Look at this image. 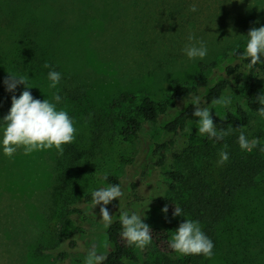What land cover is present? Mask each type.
<instances>
[{"label": "rangeland", "instance_id": "374dc122", "mask_svg": "<svg viewBox=\"0 0 264 264\" xmlns=\"http://www.w3.org/2000/svg\"><path fill=\"white\" fill-rule=\"evenodd\" d=\"M194 3L197 11L191 12ZM28 4L30 15L41 14L47 23L59 21L58 33L47 32L52 35L53 46L58 40L55 51L66 73L59 87L63 94L58 103L53 99L56 92L51 89L38 98L48 99L57 110L66 111L76 132L72 143L62 145V156L55 148L25 155L21 146L9 158L3 153L0 126V264H57L63 250L67 251L64 264H85L93 244L98 254L106 255L111 250L101 222V205L81 204L86 194L107 187L101 179L103 175H114L123 184L124 195L105 206L116 219L123 212L122 200L131 183L136 182L145 198L152 191L158 193L160 174L168 166L183 171L192 169L185 162L174 164L167 153L165 167L153 170L151 143L164 138L161 127L167 119L145 124L140 139L129 144L100 123L102 117L119 111L109 107L111 101L120 94H132L159 102L169 94L173 81L190 85L200 72L215 79L230 61L231 52L247 43L249 30L264 26V0H29ZM7 18L6 13H0V26L5 25ZM16 22L23 25L28 21L15 19ZM9 31L0 35L3 51L9 48L13 36V31ZM34 31L37 36L47 33L39 27ZM189 34L194 35L193 42H205L208 52L204 59H189L182 51L189 43ZM7 77L4 75L0 81L4 96L0 99V120L11 108L12 95L4 84ZM258 88L264 94V72L258 76ZM75 90L76 94H67ZM225 96L231 98V104L208 105L210 115L224 117L235 101L242 102L241 95ZM188 133L198 134V122L189 124L182 136ZM239 134L234 131L230 139L239 144ZM244 134L249 141L259 139V146L264 145V117L250 114ZM223 148L196 151L190 160L195 169L204 170L213 178L224 165L218 164ZM123 156L134 158L136 167H124L120 163ZM60 162L65 166L61 167ZM66 169H70L69 175L63 172ZM142 169L145 178L140 176ZM262 181L264 178L235 206L234 216L242 229L264 231ZM184 195L172 197L180 200ZM68 205L79 206L84 213L83 218L78 217L84 232L76 237L72 249L59 240L61 216ZM130 208H135L144 223L166 229L170 238L184 220H189L165 215L150 203L140 208L132 203ZM134 251L138 263L126 264L153 261L151 243L143 249L134 246Z\"/></svg>", "mask_w": 264, "mask_h": 264}, {"label": "trees", "instance_id": "16d2710c", "mask_svg": "<svg viewBox=\"0 0 264 264\" xmlns=\"http://www.w3.org/2000/svg\"><path fill=\"white\" fill-rule=\"evenodd\" d=\"M100 1L103 3L105 0ZM28 2L29 0H0V13L8 15V21L0 26V35L7 29H10L8 33L13 31L7 50L3 51V42H0V81H3L4 75L23 76L31 87L28 91L34 99H39L40 95L44 96L47 89L55 91L62 97L63 88L59 87L63 85L62 78L66 73L61 68V57L55 51L58 40L54 41L56 46H53L51 39V33H58L60 23L58 20L47 23L48 19H41L43 17L41 14L36 15L37 17L33 13H31L33 16L30 15ZM15 19L28 22L18 25L19 22L15 23ZM38 27L41 31L51 33L37 36L38 32L34 29L37 30ZM246 44L231 52L230 61L222 66L215 79H210L204 72H200L190 85L173 81L169 94L159 102H154L146 96L136 98L132 94H120L109 105L111 109L117 108L119 111L112 112L100 120L102 126L113 131L122 141L132 144L140 139L145 124H155L161 118H166L165 124L161 127L164 138L151 143V157L154 159L151 168L158 170L165 167L167 153L171 154L174 164L185 162L186 166L192 167L189 171H183L174 165L168 166L160 174L162 180L157 187L158 193L152 191L145 198L140 194L136 182L131 183L122 200L123 212L137 214L134 210L136 207L130 208L132 203L137 204L138 208L144 203H150L161 211L167 205L168 212L163 213L173 216L174 208L178 206L182 209V217L199 221L202 231L214 244L213 256L208 258L203 254L177 253L169 246L171 238L168 231L149 225L152 229L151 245L154 258L153 261H146L143 264H264V231L254 227L242 229L234 216L238 200L244 194L248 195L257 189L259 182L264 178V152L260 151V147L264 145H258L252 151L246 152L237 142L230 139V135L238 131V127L243 126L244 129L248 127L250 114L258 113L257 110L262 106L257 97L262 95L258 88V76L264 72V55L261 56V63L249 68L247 66L249 60L241 59ZM45 63L51 67L45 68L43 66ZM52 70L61 73V80L55 88L49 87L51 81L48 79V73ZM24 90V85H18L15 92L10 94L19 98V94ZM72 93L76 94L77 90L67 94ZM2 94L3 91L0 93L1 100L4 97ZM226 94L236 97L241 95L242 102L235 101L232 110L227 111L224 117L211 115V118L218 131L220 129L227 131L231 125L232 131L229 135L219 141L215 138L210 139L206 134L188 133L182 136L187 126L198 122L199 119L193 115L194 96L201 98L200 107L203 108L212 104L214 98ZM178 137H181L180 142L177 141ZM224 145H227L229 159L215 177L211 178L204 170L195 169L190 158L196 151L204 152L208 148ZM120 163L124 167H136L134 158L130 156L121 157ZM63 165L65 166L60 162V166ZM63 172L69 175L70 169ZM140 176L145 178L144 169L140 170ZM101 179L107 187L118 184L122 189V182L114 175L106 174ZM179 193H185L184 198L178 200L176 196ZM91 194L88 193L82 198V206L92 204ZM173 195L176 196L172 197ZM83 216V210L75 205H68L62 213L59 240L66 242L69 249L75 247L76 237L84 232L78 222V217ZM122 231L119 217L112 219L111 226L105 231L111 250L106 254L107 259L103 264L138 263L134 246L129 245L122 237ZM66 257L67 251L60 252L58 254L60 262L57 264H64L62 260Z\"/></svg>", "mask_w": 264, "mask_h": 264}, {"label": "clouds", "instance_id": "9594fccd", "mask_svg": "<svg viewBox=\"0 0 264 264\" xmlns=\"http://www.w3.org/2000/svg\"><path fill=\"white\" fill-rule=\"evenodd\" d=\"M191 12L197 11V5L194 3L189 9ZM248 41L245 51L241 54V59H248V67L252 68L258 63H261V56L264 55V26L260 28H252L248 32ZM189 43L185 45L182 51L189 59H204L208 49L204 41H195L193 34L187 37ZM45 68H50L48 63L43 65ZM48 79L51 81L49 87L55 88L61 80V73L52 70L48 73ZM4 84L8 92L14 93L18 85H24L25 90L20 94L19 98L13 95L11 98V108L7 115L0 120V126L3 127L2 146L5 156L11 158L19 147L23 146L25 155L31 154L33 151L49 150L55 148L59 155H63L64 148L62 145L70 144L74 141V133L76 129L73 126V120L64 110H57L56 104L49 102L48 99L43 101L34 99L30 91L31 87L27 84V79L23 76L9 74L4 80ZM53 99L58 103L61 97L55 94ZM260 105L258 114L264 117V94L257 97ZM201 98L194 96L192 104L194 106L193 115L198 117V134L207 135L210 139L222 140L232 131V126L229 129L217 130L210 115L209 107H200ZM212 105H222L227 107L231 104L229 96H220L211 101ZM239 131L238 143L242 150L252 151L256 148L260 141L253 139L249 141L244 134L243 126L238 127ZM227 145L219 152L220 159L218 164H224L228 161L229 155L226 151ZM260 151L264 152V147H260ZM107 179V176H105ZM92 205L96 207L101 205L99 209L101 222L105 228L111 226L112 215L106 205L113 200L124 195L120 185H109L99 190L92 192ZM162 212H168V206L162 208ZM182 216V209L175 206L173 217ZM120 222L123 231L122 237L129 245H134L139 249H143L152 241V229L149 225L143 222L142 217L135 212L129 214L122 212L120 214ZM170 248L182 255H198L211 258L213 256L214 244L212 240L202 231L199 221L184 220L183 223L175 230L172 235ZM107 259L106 255L98 254L95 244L88 250L85 264H103Z\"/></svg>", "mask_w": 264, "mask_h": 264}]
</instances>
